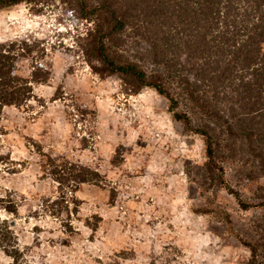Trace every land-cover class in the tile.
I'll list each match as a JSON object with an SVG mask.
<instances>
[{"label":"rangeland","instance_id":"rangeland-1","mask_svg":"<svg viewBox=\"0 0 264 264\" xmlns=\"http://www.w3.org/2000/svg\"><path fill=\"white\" fill-rule=\"evenodd\" d=\"M85 28L56 1L0 10V42L39 40L50 71L28 108L3 110L0 148L16 173L0 170V197L12 193L18 210L0 209V218L22 256L14 263L0 250V264H248L241 240L258 246L264 264V209L241 211L202 185L203 138L152 89L133 94L117 77L97 75L79 48ZM41 154L99 175L73 193L63 186L59 215H51L59 187ZM226 175L248 202L263 200L264 191L238 187L229 168Z\"/></svg>","mask_w":264,"mask_h":264},{"label":"trees","instance_id":"trees-1","mask_svg":"<svg viewBox=\"0 0 264 264\" xmlns=\"http://www.w3.org/2000/svg\"><path fill=\"white\" fill-rule=\"evenodd\" d=\"M49 1L85 23L79 48L97 75L117 77L133 94L152 89L167 100L175 121L203 138L200 177L207 190L225 192L241 211L264 209V195L248 202L226 175L229 168L238 187L264 191V0H0V10ZM46 56L32 36L0 42V142L4 108H28L34 88L48 83ZM41 155L60 191L53 216L66 203L63 186L73 193L99 179L94 170ZM14 163L0 148V170L15 174ZM4 193L0 209L16 215V198ZM225 219L231 222L228 214ZM241 242L248 264H260L258 246ZM0 250L14 263L22 256L11 222L1 218Z\"/></svg>","mask_w":264,"mask_h":264}]
</instances>
